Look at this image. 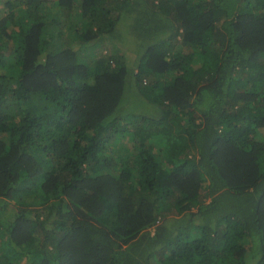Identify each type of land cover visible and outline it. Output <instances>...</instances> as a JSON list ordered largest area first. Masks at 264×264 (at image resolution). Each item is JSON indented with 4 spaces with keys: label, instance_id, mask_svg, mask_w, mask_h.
Masks as SVG:
<instances>
[{
    "label": "trees",
    "instance_id": "1",
    "mask_svg": "<svg viewBox=\"0 0 264 264\" xmlns=\"http://www.w3.org/2000/svg\"><path fill=\"white\" fill-rule=\"evenodd\" d=\"M0 264H264V0H0Z\"/></svg>",
    "mask_w": 264,
    "mask_h": 264
},
{
    "label": "rangeland",
    "instance_id": "2",
    "mask_svg": "<svg viewBox=\"0 0 264 264\" xmlns=\"http://www.w3.org/2000/svg\"><path fill=\"white\" fill-rule=\"evenodd\" d=\"M130 27H125L124 29H128ZM125 36L127 38H124V43H128L129 41H131V44H136V41H138V39H135L134 36L130 33V29L128 30V32L125 33ZM137 38V37H136ZM132 60V59H130ZM130 64V63H129ZM131 65V64H130ZM127 102H128V107L132 110H135V112H137L136 116H141V115H149L148 113V109L150 110L149 113L151 114V112L154 113V107L155 105L149 103L148 101L144 100L143 97L140 95H131L127 98ZM125 107V105H124ZM124 107L119 109V112H121ZM126 109V108H125ZM126 117V116H125ZM123 118L121 120H125L126 118ZM152 232H154V227L152 228Z\"/></svg>",
    "mask_w": 264,
    "mask_h": 264
}]
</instances>
